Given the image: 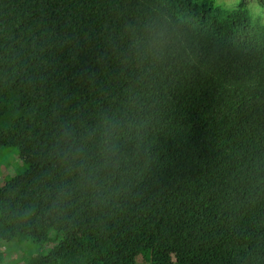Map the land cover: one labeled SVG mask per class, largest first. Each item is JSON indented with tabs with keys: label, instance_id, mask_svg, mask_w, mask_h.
<instances>
[{
	"label": "trees",
	"instance_id": "obj_1",
	"mask_svg": "<svg viewBox=\"0 0 264 264\" xmlns=\"http://www.w3.org/2000/svg\"><path fill=\"white\" fill-rule=\"evenodd\" d=\"M222 3L0 0V264H264V22Z\"/></svg>",
	"mask_w": 264,
	"mask_h": 264
},
{
	"label": "rangeland",
	"instance_id": "obj_2",
	"mask_svg": "<svg viewBox=\"0 0 264 264\" xmlns=\"http://www.w3.org/2000/svg\"><path fill=\"white\" fill-rule=\"evenodd\" d=\"M221 3H220V2ZM216 0L218 5L224 6L222 3L225 1L228 6L233 4V6L240 5L244 0ZM249 3L250 10L255 17H262L264 22V6L261 4L259 0H247ZM230 6L229 8L233 7ZM19 152L16 148L5 149L2 152L0 157V185L3 184L4 180H10L17 176L23 175L27 169L28 165H26L20 158ZM52 248V247H50ZM49 248V249H50ZM48 249V248H47ZM47 249L39 248L38 250L35 248L34 252H39L40 254H46ZM20 255L15 256L14 260H19Z\"/></svg>",
	"mask_w": 264,
	"mask_h": 264
}]
</instances>
